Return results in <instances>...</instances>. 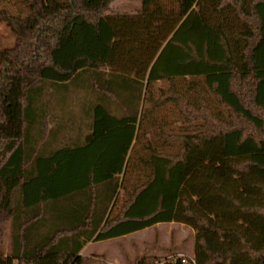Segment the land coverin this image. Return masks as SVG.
Segmentation results:
<instances>
[{
  "label": "trees",
  "instance_id": "obj_1",
  "mask_svg": "<svg viewBox=\"0 0 264 264\" xmlns=\"http://www.w3.org/2000/svg\"><path fill=\"white\" fill-rule=\"evenodd\" d=\"M17 1L0 10V264H110L80 254L171 223L194 259L163 264H264V0ZM168 106L188 126L148 140Z\"/></svg>",
  "mask_w": 264,
  "mask_h": 264
},
{
  "label": "rangeland",
  "instance_id": "obj_2",
  "mask_svg": "<svg viewBox=\"0 0 264 264\" xmlns=\"http://www.w3.org/2000/svg\"><path fill=\"white\" fill-rule=\"evenodd\" d=\"M141 7V0H116L111 7V12H135ZM1 9H8L14 14H17L22 10L21 5L17 0H0V10ZM14 41L15 39L12 33L6 28V26L0 25V46L4 48L13 47ZM159 87L167 88V85L160 83L157 88ZM155 118L157 120L156 126L149 124L147 127V131L149 132L147 139L150 141L153 140L151 137L152 133H155L156 135L158 134V138H160V131H163L167 135H180V129L184 126H188L179 115L178 111L172 106H168L159 111ZM161 140V143H163L162 138ZM168 145L169 146H166L161 150L171 153L177 152V145L171 142H169ZM9 233L10 228L7 227V242L4 248L5 253H8L10 249ZM146 243L150 245L155 244L162 248L163 252L158 256L161 259L158 264H163L164 261L176 257L194 259L195 232L185 226L183 227L179 225H163L137 236L106 242L105 244L98 246L96 248L97 251L95 250L97 253L94 254H103L106 258H112L113 255L120 251L121 260L119 263H125L128 262L129 259H134L133 257L136 255V253H133L134 248L143 250ZM92 251L94 252V250L90 248L89 252Z\"/></svg>",
  "mask_w": 264,
  "mask_h": 264
},
{
  "label": "crops",
  "instance_id": "obj_3",
  "mask_svg": "<svg viewBox=\"0 0 264 264\" xmlns=\"http://www.w3.org/2000/svg\"><path fill=\"white\" fill-rule=\"evenodd\" d=\"M163 225H171V226H173V225H179V224H175V223H171V224H160V225H157V226H155V227H153V228H149V229H146V230H144V231H141V232H137V233H134V234H130V235H127V236H124V237H122V238H117V239H114V240H110V241H115V240H118V239H126V238H129V237H133V236H137V235H139V234H142V233H144V232H149L150 230H153V229H155V228H158V227H160V226H163ZM179 226H183L184 227V225H179ZM190 229V228H189ZM191 230V229H190ZM106 242H109V241H106ZM106 242H94V241H91L89 244H87L85 247H84V249H83V251H82V253L80 254V255H82V256H85V257H92V256H103L110 264H128V262H125V263H119L120 262V257H121V255H120V251L119 252H117V254H115V255H113L112 256V258H106L103 254H94V253H97V252H95V250H96V248L98 247V246H100V245H102V244H105ZM146 244H148V243H146ZM145 244V245H146ZM90 248L92 249V250H94V252L92 251V252H89V250H90ZM137 250H140L141 252L142 251H144V249L142 250V249H138V248H134V252L133 253H137ZM97 251V250H96ZM99 253H101V252H99ZM103 253V252H102ZM135 256V255H134ZM134 258V257H133ZM128 261H131L130 259L128 260ZM115 262V263H114Z\"/></svg>",
  "mask_w": 264,
  "mask_h": 264
}]
</instances>
